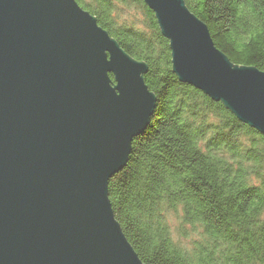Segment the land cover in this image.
Returning <instances> with one entry per match:
<instances>
[{
  "label": "water",
  "instance_id": "95a60500",
  "mask_svg": "<svg viewBox=\"0 0 264 264\" xmlns=\"http://www.w3.org/2000/svg\"><path fill=\"white\" fill-rule=\"evenodd\" d=\"M144 2L179 81L264 136V71L234 65L184 0ZM147 71L76 0H0V264H144L108 183L155 110Z\"/></svg>",
  "mask_w": 264,
  "mask_h": 264
},
{
  "label": "trees",
  "instance_id": "16d2710c",
  "mask_svg": "<svg viewBox=\"0 0 264 264\" xmlns=\"http://www.w3.org/2000/svg\"><path fill=\"white\" fill-rule=\"evenodd\" d=\"M131 58L157 101L108 197L144 264H264V136L173 73L144 0H76ZM237 66L264 71V0H184ZM113 80V77L111 76ZM178 220L173 237L167 220ZM187 231H189L187 233Z\"/></svg>",
  "mask_w": 264,
  "mask_h": 264
},
{
  "label": "rangeland",
  "instance_id": "374dc122",
  "mask_svg": "<svg viewBox=\"0 0 264 264\" xmlns=\"http://www.w3.org/2000/svg\"><path fill=\"white\" fill-rule=\"evenodd\" d=\"M169 224H170V228L172 229V232H173V237L178 240L182 245L184 246H190L191 242L183 235H181L179 233V231H177L178 229V220L172 215V214H169L168 215V218H167ZM189 231H187L188 233Z\"/></svg>",
  "mask_w": 264,
  "mask_h": 264
}]
</instances>
